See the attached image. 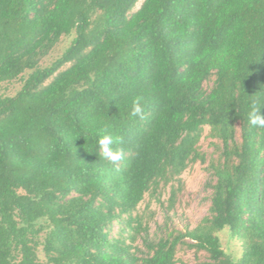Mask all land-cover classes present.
Segmentation results:
<instances>
[{
  "label": "trees",
  "instance_id": "16d2710c",
  "mask_svg": "<svg viewBox=\"0 0 264 264\" xmlns=\"http://www.w3.org/2000/svg\"><path fill=\"white\" fill-rule=\"evenodd\" d=\"M4 84L20 86L0 93V264H174L185 239L204 264H264V127L247 119L264 106V0H0ZM203 127L220 144L208 215L143 229L139 248L110 239L114 223L140 235L144 194L204 161ZM103 135L121 160L103 156Z\"/></svg>",
  "mask_w": 264,
  "mask_h": 264
},
{
  "label": "rangeland",
  "instance_id": "374dc122",
  "mask_svg": "<svg viewBox=\"0 0 264 264\" xmlns=\"http://www.w3.org/2000/svg\"><path fill=\"white\" fill-rule=\"evenodd\" d=\"M141 1L137 3L135 10L139 8ZM69 41H64L58 45L57 49L44 62L48 65L57 58L67 47ZM213 77L204 82L203 89L211 87ZM19 84L0 86V93L13 94L19 88ZM238 126H236V138L239 140ZM197 150L199 157L204 161H195L188 163L185 169L176 176L171 182H160L152 186L143 196L142 201L138 204L133 212V217L141 225L140 235H134L132 230L126 229V233L121 232L120 226L114 223L109 235L110 239L125 240L127 245L130 244V237H135L134 247L140 246V236L142 230L147 229L151 237L155 234L160 236L162 232L167 235L170 229L176 231L192 230L199 225L201 220L208 215L209 207V189L205 188L208 179V169L211 165L216 164L219 158L220 147L216 139L210 137L209 128L203 127L199 140L197 141ZM165 230V231H164ZM134 235V236H130ZM215 235L219 239L221 248L234 262L239 261L242 253L241 243L231 237L228 229H222ZM184 244L177 247L174 264H204L208 262L207 256L203 252H196L188 245L192 242L184 240ZM40 250V249H39ZM39 259L44 261L43 253H38Z\"/></svg>",
  "mask_w": 264,
  "mask_h": 264
},
{
  "label": "clouds",
  "instance_id": "9594fccd",
  "mask_svg": "<svg viewBox=\"0 0 264 264\" xmlns=\"http://www.w3.org/2000/svg\"><path fill=\"white\" fill-rule=\"evenodd\" d=\"M264 106H258L253 101L247 112V119L253 126L264 127V117L260 114V109ZM131 115L134 117L143 116L142 97H136L132 101ZM106 131V129H105ZM115 142H120V138H117ZM98 146L103 153V156L111 162H117L122 159V150L113 151L110 145L114 143L113 137L110 135L101 136L98 141Z\"/></svg>",
  "mask_w": 264,
  "mask_h": 264
}]
</instances>
